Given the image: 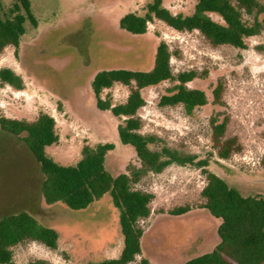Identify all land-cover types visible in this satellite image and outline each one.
<instances>
[{
    "label": "rangeland",
    "instance_id": "rangeland-1",
    "mask_svg": "<svg viewBox=\"0 0 264 264\" xmlns=\"http://www.w3.org/2000/svg\"><path fill=\"white\" fill-rule=\"evenodd\" d=\"M14 1L1 0L2 11ZM149 1L31 0L37 25L26 20L18 53L8 46L0 58V68L10 67L21 75L24 88L0 80V117L34 120L42 111L54 116L59 141L47 151L62 164H75L86 144L112 142L115 148L107 154L106 166L113 174L126 171L129 163L140 165L133 146L120 140L122 119L97 106L91 80L101 68L150 69L157 45L165 40L173 53L174 73L198 71L199 76L188 86L203 89L208 103L192 113L181 104L162 106L161 96L175 82L148 86L143 89L146 104L139 110L141 131L159 137L154 147L167 144L210 157L209 168L243 195L264 196V31L247 38L245 48H238L213 46L199 31H178L159 19L150 22L145 34L122 30L120 18L132 11L144 14ZM195 4L196 0H163L173 14H191ZM212 17L222 20L215 13ZM218 85L222 92L216 102L213 91ZM129 91L128 86L116 83L102 95L115 104L125 101ZM213 117L226 120V137L236 136L242 144L229 159H219L213 147ZM42 179L39 164L25 143L0 128V216L28 210L59 232L56 249L38 241L16 246L15 264L38 259L51 264H84L119 257L124 241L119 209L111 195L106 193L88 208L73 212L62 203H45ZM205 183L201 169L192 165L172 164L161 173H149L136 187L154 194L152 214L138 225L147 233L152 228L149 235L156 242H162V232L168 240V224L163 221L172 216L169 211L182 205L199 209ZM147 249L143 247L142 254L128 264L166 262Z\"/></svg>",
    "mask_w": 264,
    "mask_h": 264
},
{
    "label": "trees",
    "instance_id": "trees-1",
    "mask_svg": "<svg viewBox=\"0 0 264 264\" xmlns=\"http://www.w3.org/2000/svg\"><path fill=\"white\" fill-rule=\"evenodd\" d=\"M0 0V58L8 46L18 53L21 36L25 33L26 20L37 25L31 0H15L7 11H2ZM145 13L128 12L120 18L119 26L131 34H145L150 22L164 21L178 31H199L213 46H247L246 39L264 31V0H196L191 14H173L163 5V0L149 1ZM218 14L221 21L212 17ZM172 51L165 40L157 45L153 67L148 70L115 67L98 69L92 80L97 106L110 110L122 119L118 133L122 143L133 146L140 165L129 163L126 171L113 174L106 166L107 154L115 148L112 142L83 146L81 157L75 164H62L51 156L47 147L59 141L54 116L40 112L34 120L0 117V128L19 137L38 162L43 175L41 193L49 206L64 204L70 211L88 208L109 193L119 209V222L124 245L119 257L84 264H128L141 255L145 229L138 225L141 219L152 214L154 194L138 189L137 184L149 173H161L172 164L192 165L200 168L206 183L201 190L199 209H205L220 220L217 228L219 242L209 252L172 264H264V196L243 195L223 177L212 171L210 157L182 151L167 144L154 147L160 140L154 134L141 131L139 110L146 104L143 89L171 80L174 85L160 98V105H183L187 113L208 103L203 89L192 88L188 82L199 76L194 69L174 73L171 64ZM2 84L24 88L21 75L10 67L0 68ZM121 83L130 91L125 101L113 103L103 97L104 89ZM222 86L214 91V101L221 98ZM212 142L219 159H229L239 152L242 144L236 136L226 137L227 121L211 119ZM190 205L175 207L169 211L179 216L191 211ZM28 241H38L56 249L59 232L41 222L28 210H19L0 216V264H15L14 248ZM148 264L147 260L142 261ZM26 264H51L38 259Z\"/></svg>",
    "mask_w": 264,
    "mask_h": 264
},
{
    "label": "crops",
    "instance_id": "crops-1",
    "mask_svg": "<svg viewBox=\"0 0 264 264\" xmlns=\"http://www.w3.org/2000/svg\"><path fill=\"white\" fill-rule=\"evenodd\" d=\"M168 218L163 221L166 225L168 224V240L161 231L160 242L161 240L162 242H156L152 235H149L152 228L148 233L145 231L142 237V250L147 244V250L153 251L159 261H166L163 264L182 262L209 252L219 242L217 228L220 220L210 215L205 209H194L186 214ZM176 231L179 233L175 234Z\"/></svg>",
    "mask_w": 264,
    "mask_h": 264
},
{
    "label": "flooded vegetation",
    "instance_id": "flooded-vegetation-1",
    "mask_svg": "<svg viewBox=\"0 0 264 264\" xmlns=\"http://www.w3.org/2000/svg\"><path fill=\"white\" fill-rule=\"evenodd\" d=\"M146 246H147V244H146Z\"/></svg>",
    "mask_w": 264,
    "mask_h": 264
}]
</instances>
